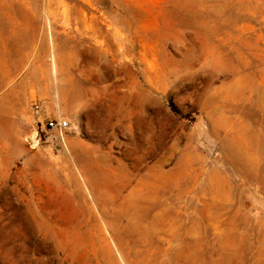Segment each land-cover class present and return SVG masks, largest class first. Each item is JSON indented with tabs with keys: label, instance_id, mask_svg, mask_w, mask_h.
<instances>
[{
	"label": "rangeland",
	"instance_id": "1",
	"mask_svg": "<svg viewBox=\"0 0 264 264\" xmlns=\"http://www.w3.org/2000/svg\"><path fill=\"white\" fill-rule=\"evenodd\" d=\"M0 264H264V0H0Z\"/></svg>",
	"mask_w": 264,
	"mask_h": 264
},
{
	"label": "built area",
	"instance_id": "2",
	"mask_svg": "<svg viewBox=\"0 0 264 264\" xmlns=\"http://www.w3.org/2000/svg\"><path fill=\"white\" fill-rule=\"evenodd\" d=\"M33 106L36 115V125L32 131L27 134L26 140L30 147L35 149L55 132L63 135L66 129L70 126V121L64 116L46 113L45 106L40 99H36Z\"/></svg>",
	"mask_w": 264,
	"mask_h": 264
},
{
	"label": "crops",
	"instance_id": "3",
	"mask_svg": "<svg viewBox=\"0 0 264 264\" xmlns=\"http://www.w3.org/2000/svg\"><path fill=\"white\" fill-rule=\"evenodd\" d=\"M32 76L33 77L29 78L28 79V83L26 84L27 90H28V94L31 95L32 92L38 93L40 95L48 94L50 92V90L52 89V87H53V80H52V78L51 77H48L47 78V81L45 83H42L36 77H34V75H32ZM20 86H21V83H18V84L13 85L12 86L13 92L15 90H17ZM15 128L16 127H11V131L8 132V134H10L9 137H8L9 140H13L15 138L13 136V134H14V131L13 130ZM5 141H7V140L4 139V142Z\"/></svg>",
	"mask_w": 264,
	"mask_h": 264
}]
</instances>
